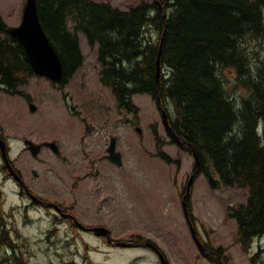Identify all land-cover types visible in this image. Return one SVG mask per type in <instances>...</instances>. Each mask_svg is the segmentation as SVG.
<instances>
[{
  "label": "rangeland",
  "instance_id": "374dc122",
  "mask_svg": "<svg viewBox=\"0 0 264 264\" xmlns=\"http://www.w3.org/2000/svg\"><path fill=\"white\" fill-rule=\"evenodd\" d=\"M93 1L128 10L161 0ZM25 2L0 0L8 26L20 24ZM153 34L157 38V32ZM79 39L85 62L63 87L34 76L20 94L0 89V136L8 139L16 168L36 195L74 208L80 221L108 228L115 240L147 239L168 264H218L215 256L200 253L182 207L183 191L195 166L193 155L171 141L157 101L150 95L134 96L136 113L119 108L112 91L101 82L98 46H89L84 33ZM246 45L255 51L253 57H264V40L251 39ZM223 75L234 99L246 95L230 78L236 76L234 71L225 69ZM30 104L37 107L35 112ZM167 109L173 111L169 102ZM114 138L123 156L122 167L107 158ZM25 140L43 145L42 152L34 157ZM49 142L58 145L59 154L45 146ZM160 152L172 163L159 157ZM2 167L0 153V214L4 215L0 264H162L151 248L114 247L27 206L29 199L21 196ZM248 197L245 187L215 189L204 174L195 180L189 205L192 220L202 241L216 252L222 250L223 264H264V237L245 249L237 242V222L229 215L230 208L246 204Z\"/></svg>",
  "mask_w": 264,
  "mask_h": 264
},
{
  "label": "trees",
  "instance_id": "16d2710c",
  "mask_svg": "<svg viewBox=\"0 0 264 264\" xmlns=\"http://www.w3.org/2000/svg\"><path fill=\"white\" fill-rule=\"evenodd\" d=\"M37 1L43 28L64 65L65 84L85 62L79 39L84 33L89 46H98L101 82L119 108L136 113V95L160 96L166 107L169 102L170 125L194 147L211 186L249 190L246 204L229 210L237 242L248 249L263 237L264 57H253L246 44L264 40V0H161L128 10L93 0ZM7 27L0 13V89L17 95L35 75ZM225 69L246 90L240 100L232 97ZM158 156L172 163L165 153Z\"/></svg>",
  "mask_w": 264,
  "mask_h": 264
},
{
  "label": "water",
  "instance_id": "95a60500",
  "mask_svg": "<svg viewBox=\"0 0 264 264\" xmlns=\"http://www.w3.org/2000/svg\"><path fill=\"white\" fill-rule=\"evenodd\" d=\"M7 33L13 38H15L23 46L36 76L44 77L50 80L54 84H58V85L63 84L65 79L64 65L62 63V60L58 52L52 45L50 39L48 38L43 28L39 16V7L37 0H26L25 5L23 7V13L20 24L17 26H8ZM163 39L164 37L161 40L158 58H157V70H156L157 86L160 85V78L163 73V67L161 65ZM157 104L160 110L162 111V119L168 136L182 150H191L195 158V166L193 169V173L188 181L186 192L183 197V209L185 211L186 218L189 222L192 235L202 255H206L205 254L206 248L202 245L199 238L197 237V233L194 228V225L192 224L190 218V212H189V202L192 197V188L196 179V175L200 173L202 170V164L194 147L191 144H189L187 141L182 140L171 127L169 115L163 106V102L160 96H158L157 98ZM31 110L36 111V107L34 105H31ZM137 131L141 133V129L138 128ZM25 144L34 157H37L40 154L42 150L40 145H36L35 143L29 140L26 141ZM49 146L53 149V151L56 154L59 153L58 146L55 143H50ZM0 152L4 164L8 168L9 175L13 177L14 180L18 182L21 185V187L25 189V191H27L28 195L31 197L32 200L39 201L38 198H36L33 194L30 193V191H28L24 181L11 165L8 154V144L2 138H0ZM108 152H109L108 159L112 163H114L117 166L123 165L122 155L121 153L117 152L116 139H112L111 145L108 148ZM33 173L35 176H38L37 171H34ZM47 207H54L58 211H60V208L54 204H48ZM79 226L82 225L79 224ZM92 230L95 232L97 236L107 237L108 241L112 243L111 233L107 228L97 227ZM115 245L118 247L137 246V244L127 243V242H117L115 243ZM143 246L146 247L149 246L152 247L154 250L158 251L157 248L150 242L145 243ZM160 256L162 258L163 264H168L164 259V256L162 254Z\"/></svg>",
  "mask_w": 264,
  "mask_h": 264
},
{
  "label": "flooded vegetation",
  "instance_id": "af4514ba",
  "mask_svg": "<svg viewBox=\"0 0 264 264\" xmlns=\"http://www.w3.org/2000/svg\"><path fill=\"white\" fill-rule=\"evenodd\" d=\"M43 146V145H42ZM47 146V144L45 145ZM44 147V146H43ZM13 163V162H12ZM14 164V163H13ZM15 165V164H14ZM15 169L19 172V174L22 176V178L24 179L22 173L16 168V166H14ZM3 168V167H2ZM4 171L6 172L5 168H4ZM25 180V179H24ZM28 186V185H27ZM29 190L31 191L32 194H34L36 197H38L41 201H33V200H30V204L27 205V206H33V207H36V208H39L40 210L46 212L47 214L51 215V216H54V220H57L58 222L60 223H66L69 227L73 228V229H77L79 230L82 234H86V235H89V236H94V237H97V238H102V239H105L107 240L106 237H98V236H95V234L92 232V230L90 229H93V227H95V225H92V224H86L82 221H80L76 215L74 214V208H71V207H66L65 205L63 204H60V203H55L59 208H61V211L58 213L56 211L55 208H48L47 207V204L48 203H51L49 201H47V199H45L42 195H36L33 191V189H31L29 186H28ZM20 194L22 197H26L28 198V194L26 191H24L23 189H20ZM53 203V202H52ZM78 223H82V225L84 227H81L78 225ZM113 241L114 243H116L118 240H115L113 238ZM133 243H136V244H139L137 245L136 248H143L142 247V243L143 241L142 240H136V241H132ZM203 242V241H202ZM208 249L209 252H211L210 254L211 255H215V251L213 249H211V247L209 245H207L206 243H204ZM113 245V244H111ZM153 250V249H152ZM154 251V250H153ZM161 251V250H160ZM155 253H157L159 255V252H156L154 251Z\"/></svg>",
  "mask_w": 264,
  "mask_h": 264
},
{
  "label": "bare ground",
  "instance_id": "6f19581e",
  "mask_svg": "<svg viewBox=\"0 0 264 264\" xmlns=\"http://www.w3.org/2000/svg\"><path fill=\"white\" fill-rule=\"evenodd\" d=\"M39 6V5H38ZM159 88V87H158ZM159 93V92H158ZM223 191V190H222Z\"/></svg>",
  "mask_w": 264,
  "mask_h": 264
}]
</instances>
